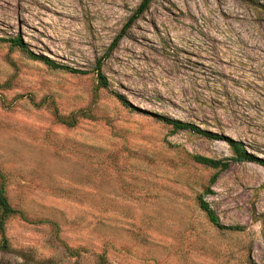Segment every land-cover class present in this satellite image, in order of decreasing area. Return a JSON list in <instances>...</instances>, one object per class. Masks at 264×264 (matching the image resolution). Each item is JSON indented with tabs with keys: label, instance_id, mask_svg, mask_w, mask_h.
Returning <instances> with one entry per match:
<instances>
[{
	"label": "rangeland",
	"instance_id": "obj_1",
	"mask_svg": "<svg viewBox=\"0 0 264 264\" xmlns=\"http://www.w3.org/2000/svg\"><path fill=\"white\" fill-rule=\"evenodd\" d=\"M142 1L0 0V167L28 216L7 222L0 264H264V166L232 161L212 182L193 156L229 144L143 111L264 160V0H151L111 49ZM18 36L82 72L2 40ZM200 196L241 229L214 226Z\"/></svg>",
	"mask_w": 264,
	"mask_h": 264
},
{
	"label": "trees",
	"instance_id": "obj_2",
	"mask_svg": "<svg viewBox=\"0 0 264 264\" xmlns=\"http://www.w3.org/2000/svg\"><path fill=\"white\" fill-rule=\"evenodd\" d=\"M151 0H143L142 3L140 4L139 8L133 14V16L130 18V20L124 25L120 33L115 37L112 47H115L118 42L123 38L125 35L128 27H130L132 21H134L141 13H143L149 6ZM3 41L9 42L11 47L18 48L24 52H27L33 59L35 60H40L50 66L53 69H65L70 72H82L81 70L71 68L69 66H64L62 64H59L55 62L54 60L50 59L49 57L45 55H37L31 52L28 49V45L24 42V40L21 37H14V38H9V39H2ZM102 63L101 61L98 62L96 70H97V77L99 81V86L101 88H108L109 87V81L106 75L102 72L101 70ZM118 99L125 105L131 106V104L128 103V101L125 99L124 96L121 94H116ZM137 110H141L140 108H135ZM142 111V110H141ZM145 113H149L156 117L159 121L163 122L166 125H169L172 127L173 131H179V130H188L191 131L200 137H204L207 139H214V140H221L225 141L229 144L231 147V150L233 152V156L231 158H225V159H216L212 158L206 155H201V154H195L193 156L194 160L202 165H205L207 167L217 169L218 171L215 173V175L212 177V182L216 181L217 177L219 176V173L221 171L227 170L232 161H253V162H258L261 165L264 166V160L262 158L257 157L255 154L252 152H249L244 145V143L241 140H237L234 138H231L229 136H226L224 134L206 130L201 128L200 126H197L196 124L188 121H182L176 118H171L168 116H164L161 114L157 113H152V112H147L146 110H143ZM59 120H61L65 124H71L72 121L66 120L64 117L57 116ZM74 122V121H73ZM11 181V175L9 172L4 170L3 168L0 167V250H10V243L8 240V237L6 235V225L7 222L13 218L16 215H21L23 218L28 219V216L25 214L22 208H18L15 206L9 197L8 193V185ZM199 203H200V208L205 212L208 220L217 228L219 229H227V230H238L241 229L239 226H225L221 224L220 219L216 212L212 209L210 204L208 203L207 200H205L202 196L199 197ZM50 223L55 227L57 233L59 232V225L57 222L49 220ZM71 253L75 252L71 248L69 249ZM97 264H112L110 260L107 258L105 252L99 254L97 256Z\"/></svg>",
	"mask_w": 264,
	"mask_h": 264
}]
</instances>
